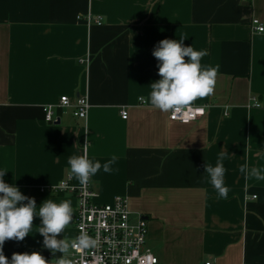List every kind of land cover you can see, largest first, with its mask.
<instances>
[{"label": "crops", "instance_id": "1", "mask_svg": "<svg viewBox=\"0 0 264 264\" xmlns=\"http://www.w3.org/2000/svg\"><path fill=\"white\" fill-rule=\"evenodd\" d=\"M89 14L102 16L103 25L88 23ZM253 18L264 24V0H0L6 182L38 206L47 198L71 200L73 220L61 236L73 240L76 195L55 190L64 180L82 186L68 160L86 152L103 165L115 155L113 171L101 169L91 187L102 203L128 198L133 218L146 220V245L161 264H264V180L239 171L243 164L264 169V32L252 30ZM166 38L206 49L201 64L218 69L213 94L191 104L209 105L206 115L188 124L148 100L160 78L152 51ZM64 95L88 96L87 120L59 105ZM253 97L262 107H249ZM221 151L228 153L227 199L217 198L204 174ZM39 225L34 217L30 236L6 240L5 256L53 258Z\"/></svg>", "mask_w": 264, "mask_h": 264}, {"label": "clouds", "instance_id": "2", "mask_svg": "<svg viewBox=\"0 0 264 264\" xmlns=\"http://www.w3.org/2000/svg\"><path fill=\"white\" fill-rule=\"evenodd\" d=\"M186 39H163L153 48L152 55L157 60L158 80L150 84L149 103L161 112L180 113L198 98L213 94L217 68L204 67L201 60L207 55L206 49L195 50L185 45ZM249 107H262L255 98L250 99ZM228 153L221 151L216 165L206 164L204 174L216 190L218 199H227L229 189L225 185L226 169L223 160ZM118 157L113 155L103 165L90 159L86 152L72 156L68 160L70 175H74L80 184H87L91 177L101 169L105 173L113 171ZM239 171L245 179L264 180V169L240 166ZM6 171L0 168V264H71L69 256L73 251L94 248L96 239L87 232H81L75 239L63 238L64 232L73 220L74 209L71 200L56 202L45 199L37 205L35 198L23 194L15 183L5 180ZM34 217L40 218L38 233L43 237L42 246L52 254L50 261L40 252L13 253L5 256L3 246L6 240L23 241L33 228ZM59 254V255H57Z\"/></svg>", "mask_w": 264, "mask_h": 264}, {"label": "built area", "instance_id": "3", "mask_svg": "<svg viewBox=\"0 0 264 264\" xmlns=\"http://www.w3.org/2000/svg\"><path fill=\"white\" fill-rule=\"evenodd\" d=\"M251 3L253 0H243ZM88 23L94 22L103 25V17L100 15H87ZM251 28L254 32L263 33L264 24L258 18H253ZM89 59H81V63L88 64ZM255 98V97H253ZM256 99V98H255ZM256 101L261 104L257 99ZM142 105L147 104L143 97L139 98ZM59 105L63 108L73 107V114L79 119H88L90 102L87 95H79L72 100L67 95L61 97ZM209 105H189L182 112L170 111L169 118L173 121L188 124L199 120L207 113ZM53 105L44 107L47 122H54ZM228 106L225 107V115H228ZM123 119L128 118L127 110L121 111ZM89 143L85 144L87 150ZM56 191H68L76 195V229L77 235L87 232L96 239L94 248L73 251L68 257L71 264H161L159 258L147 247L148 224L142 215L137 219L129 206V200L125 196H117L110 203H102L98 200L90 182L82 186H74L70 180H64L55 187ZM50 261L52 258L43 256ZM205 264H214L208 261Z\"/></svg>", "mask_w": 264, "mask_h": 264}]
</instances>
